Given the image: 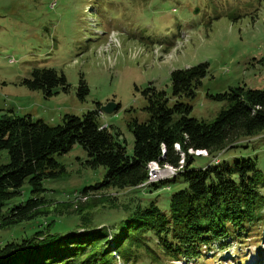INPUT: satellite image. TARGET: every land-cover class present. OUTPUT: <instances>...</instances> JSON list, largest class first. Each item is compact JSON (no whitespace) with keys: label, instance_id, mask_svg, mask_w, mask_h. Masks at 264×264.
<instances>
[{"label":"rangeland","instance_id":"obj_1","mask_svg":"<svg viewBox=\"0 0 264 264\" xmlns=\"http://www.w3.org/2000/svg\"><path fill=\"white\" fill-rule=\"evenodd\" d=\"M199 62L208 64L205 77L193 97L180 98L191 107L188 116L214 119L228 101L209 95L229 87L262 89L264 0H0V115L13 111L58 124L65 114L80 116L97 103L113 101L117 108L110 114L99 110L100 118L121 132L126 152L131 154L133 135L127 123L133 118L139 122L149 118L142 90L154 86L169 93L170 71ZM39 67L62 72L67 90L58 86L52 95L44 96L40 90L27 87L23 80ZM81 77L89 89L83 100L77 96ZM200 151L188 150L201 154L193 157L192 169L211 160L205 150ZM218 156L228 165L240 157H252L264 173V131L243 137ZM54 158L64 166L65 175L43 179L44 191L39 194L31 192L26 179L2 208L5 214L39 196L49 212L0 229V244L29 237L48 222L52 223L51 231H75L80 212L89 214V226L111 229L108 237L112 239L120 221L136 204L156 199V205L167 212L170 193L185 185L178 177L157 188L119 191L110 187L81 193L83 188L102 182L104 168L87 167L86 152L78 143ZM7 161V151L0 149V164ZM152 167L161 175L168 174L151 182L167 179L175 171L168 165ZM66 201L78 207V212L54 211ZM149 246L155 249L160 262L144 258L131 264H264V222L259 232L242 243L229 237L215 241L207 250L209 254L198 262H162L165 257L154 238H149Z\"/></svg>","mask_w":264,"mask_h":264},{"label":"trees","instance_id":"obj_2","mask_svg":"<svg viewBox=\"0 0 264 264\" xmlns=\"http://www.w3.org/2000/svg\"><path fill=\"white\" fill-rule=\"evenodd\" d=\"M207 71V62L175 68L169 73V93L154 86L142 90L149 118L144 122L133 118L127 123L133 135L131 154L126 152L121 132L109 124L102 125L99 103L80 116L63 115L58 124L13 111L1 114L0 149L7 151L8 161L0 164V229L49 212L39 196L5 214L2 208L26 179L31 192L39 194L44 191L43 179L65 175L64 166L54 155L67 152L75 143L85 150L87 167L104 168L102 182L83 188L81 193L110 187L119 191L157 188L178 177L185 185L170 193L167 212L156 205V199L136 204L120 221L112 239L108 237L111 229L89 226V214L80 212L77 229L81 231H51L52 223L48 222L29 237L0 244V264H131L144 258L159 263L149 238H154L165 257L162 262H198L215 241L223 242L229 237L242 243L259 232L264 222V173L252 157H240L228 165L218 155L235 147L243 137L264 131V87L233 86L210 94L212 99L228 101L211 121L188 116L191 107L180 98L193 97ZM23 83L44 96L52 95L58 86L63 91L68 88L65 75L53 67L32 69L31 77ZM88 91L81 77L78 98L83 100ZM174 114L178 117L174 118ZM189 149L205 150L211 160L192 169L193 157L201 154L189 153ZM151 161L171 165L178 171L171 178L140 186L147 180ZM60 209L72 212L78 207L66 201L54 207L55 212Z\"/></svg>","mask_w":264,"mask_h":264},{"label":"water","instance_id":"obj_3","mask_svg":"<svg viewBox=\"0 0 264 264\" xmlns=\"http://www.w3.org/2000/svg\"><path fill=\"white\" fill-rule=\"evenodd\" d=\"M198 9L195 10L197 12ZM117 108V104L114 103L113 101H108L103 105H100L99 110L103 113L110 114L112 113L115 109ZM198 153H201L200 150H197Z\"/></svg>","mask_w":264,"mask_h":264},{"label":"bare ground","instance_id":"obj_4","mask_svg":"<svg viewBox=\"0 0 264 264\" xmlns=\"http://www.w3.org/2000/svg\"><path fill=\"white\" fill-rule=\"evenodd\" d=\"M160 165L158 162H156V161H151L150 162V168H149V163H148V170H147V173H148V176H151V172H156V171H159L158 169H154V167H152V165ZM163 165H168V164H163ZM168 166H171V165H168ZM172 168H174L175 169V171L177 170V168L176 167H173V166H171ZM173 170V169H172ZM168 174V173H167ZM167 174H164V175H161V174H159V177H163L164 178V176L166 177V175ZM170 174V177L169 178H171V177H173L175 174H176V172H174V171H172L171 173H169ZM168 179V178H167ZM159 180H161V179H159ZM149 183V182H148Z\"/></svg>","mask_w":264,"mask_h":264},{"label":"built area","instance_id":"obj_5","mask_svg":"<svg viewBox=\"0 0 264 264\" xmlns=\"http://www.w3.org/2000/svg\"><path fill=\"white\" fill-rule=\"evenodd\" d=\"M149 168H150V162H149ZM177 171L178 170H176L174 172H177ZM159 174H161V173L160 172H151V176H147V180L144 183L140 184V186L147 184L148 182H151L152 179H154V178H159Z\"/></svg>","mask_w":264,"mask_h":264}]
</instances>
